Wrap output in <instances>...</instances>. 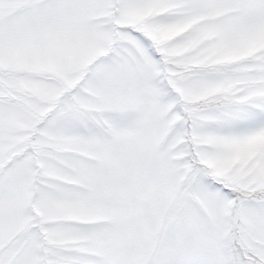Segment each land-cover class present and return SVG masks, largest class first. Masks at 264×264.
I'll use <instances>...</instances> for the list:
<instances>
[{
	"label": "snow or ice",
	"instance_id": "6c2138e0",
	"mask_svg": "<svg viewBox=\"0 0 264 264\" xmlns=\"http://www.w3.org/2000/svg\"><path fill=\"white\" fill-rule=\"evenodd\" d=\"M0 264H264V0H0Z\"/></svg>",
	"mask_w": 264,
	"mask_h": 264
}]
</instances>
